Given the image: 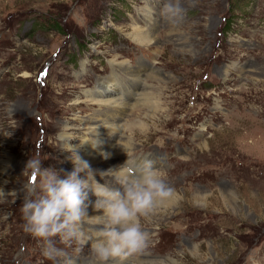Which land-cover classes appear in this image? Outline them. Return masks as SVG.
<instances>
[{
	"label": "rangeland",
	"instance_id": "obj_1",
	"mask_svg": "<svg viewBox=\"0 0 264 264\" xmlns=\"http://www.w3.org/2000/svg\"><path fill=\"white\" fill-rule=\"evenodd\" d=\"M112 70L148 95L131 106ZM100 78L131 102L108 162L124 164L114 155L129 140V159L151 160L176 191L141 218L147 247L130 263L264 264V0H0V264H65L24 230L22 173L31 157L74 170L92 139L80 122L111 110L82 95ZM57 247L88 264V247Z\"/></svg>",
	"mask_w": 264,
	"mask_h": 264
},
{
	"label": "clouds",
	"instance_id": "obj_2",
	"mask_svg": "<svg viewBox=\"0 0 264 264\" xmlns=\"http://www.w3.org/2000/svg\"><path fill=\"white\" fill-rule=\"evenodd\" d=\"M173 10L174 5H164L165 12ZM72 162L74 170L62 176L54 168L43 167L38 157L28 159L22 174L30 182L20 208L25 232L43 243L45 257H63L65 264L74 261L57 247V241L74 246L76 253L88 247L96 264H129L130 258L147 247L141 218L172 200L175 189L151 160L136 163L127 159L118 168L100 173L103 184L95 179L87 161L74 154ZM89 192L96 197L93 207L101 215L89 217Z\"/></svg>",
	"mask_w": 264,
	"mask_h": 264
},
{
	"label": "bare ground",
	"instance_id": "obj_3",
	"mask_svg": "<svg viewBox=\"0 0 264 264\" xmlns=\"http://www.w3.org/2000/svg\"><path fill=\"white\" fill-rule=\"evenodd\" d=\"M142 29H140L138 27L133 28V33L131 34L132 40H134V42H137L138 44H146V43L148 44V42H150V40H151V35L149 32L142 30ZM113 63H114V61H113ZM115 74H116L115 70H112L110 80H113V84L116 87L115 90L117 89V94L118 95H120V94L124 95L125 93L130 94L131 92H133V94H132L133 102H132L131 106L135 105L136 103H138V100L143 99L148 95L147 91L145 89H142L140 92H139V90H140L139 89L137 92V95L135 94L134 90L133 91H130V89L127 90L128 85L124 81H122L120 78H117L116 77L117 74L116 75ZM127 77H128V75H127ZM95 83H96V86L93 89L83 91L82 95L87 98L85 100H88L89 102L95 103L97 105H101V104L104 106L106 105L111 110L106 111L107 113H106L105 118H101V117L93 118V117H91V118L85 119V123H84V120H82L81 122L79 121L81 123V125L84 127V129L86 131H88L87 133L92 138L91 141L89 139L90 138L89 136H88L89 138H87V140L84 138L85 140L83 141V149L85 152L82 151L84 154L82 157V160L88 162L90 169L92 170V172L95 176V179L99 183L103 184L105 182V180L103 178H101L100 173L108 171L109 169H116L120 166L116 163L108 162V159L110 157H112V155L109 153V149H107V146L111 143L112 140H114V137L118 132L117 130H118L119 123L117 122V120H119V119H117V118H119L118 115H119L120 111L123 109V107L125 108L126 105L130 106L129 103H131V102H128V101L126 102V100H122L121 98H116L115 96L113 97L110 93L112 91L107 90V88L110 84L106 85L107 81H105L104 79L102 80L100 78ZM80 95H81V93H80ZM80 95H79V97H81ZM79 97H78V95L75 96L74 101H76V99L78 100ZM111 97H113V98H111ZM134 97L136 98V100H134ZM147 100H149V99H147ZM156 105H158V104L156 103ZM72 119L74 121H77L76 118H72ZM65 126L67 127V129L65 128L66 130H62L60 138H61V140L67 141V143H68L75 133H72L68 130V129L72 128V126L70 124H66ZM144 129H146V128H144ZM94 140H96L98 142L96 145H94V143H93ZM123 142L125 143V144H123V147H124L123 153L125 154L126 159H125V157L120 156V155H116V156L114 155V158L121 157V159H124L123 163H125L127 159L130 160L128 156H129V152L132 150L131 149L132 146H131V143L129 142V140H125ZM68 145H67V148H69ZM108 147H110V145ZM130 161H132V160H130ZM133 162L139 163L142 161L133 160ZM99 179L102 181L100 182ZM106 179L113 186H116L111 177H107ZM2 191H3L2 185H0V192H2ZM1 196L2 195L0 194V198H2ZM95 200H96V197L91 192H89V199H88V201H86V203H88V205H89L87 208V213H88L89 217L102 214L101 212H97L96 210H94L93 205L95 203ZM173 201H174V198L172 200L166 202L165 204L161 205L162 208H160V209L165 210ZM0 206H1V204H0ZM158 209H159V207H158ZM90 227H92V225H88V227H86V228H90ZM82 252L86 253L88 251L85 250V248H84L81 250V253ZM84 260H85V262H88V264H96L94 258L91 255ZM130 261H131V258H130ZM130 261H129V263H130ZM144 262L145 261L143 259L137 260V263H139V264H143ZM74 264H87V263H84L83 261L79 260V262H74ZM109 264H117V262L110 261Z\"/></svg>",
	"mask_w": 264,
	"mask_h": 264
}]
</instances>
